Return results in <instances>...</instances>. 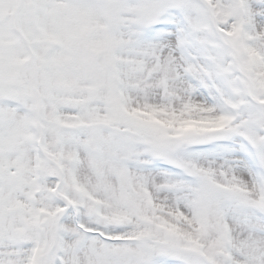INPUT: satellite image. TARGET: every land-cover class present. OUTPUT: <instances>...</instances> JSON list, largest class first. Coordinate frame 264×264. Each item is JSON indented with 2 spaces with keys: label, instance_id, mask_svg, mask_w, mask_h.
I'll return each mask as SVG.
<instances>
[{
  "label": "snow or ice",
  "instance_id": "1",
  "mask_svg": "<svg viewBox=\"0 0 264 264\" xmlns=\"http://www.w3.org/2000/svg\"><path fill=\"white\" fill-rule=\"evenodd\" d=\"M0 264H264V0H0Z\"/></svg>",
  "mask_w": 264,
  "mask_h": 264
}]
</instances>
